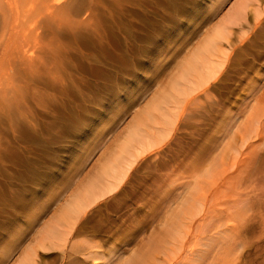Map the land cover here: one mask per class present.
<instances>
[{
  "label": "rangeland",
  "instance_id": "rangeland-1",
  "mask_svg": "<svg viewBox=\"0 0 264 264\" xmlns=\"http://www.w3.org/2000/svg\"><path fill=\"white\" fill-rule=\"evenodd\" d=\"M9 1L25 36H11V25L0 42V264L36 248L137 113L241 0H69L82 13L60 27ZM260 5L258 20L251 9L231 28L223 68L176 111L169 135L81 214L62 247L38 249L36 264H264ZM17 48L34 54L38 73ZM42 125L49 132L30 130Z\"/></svg>",
  "mask_w": 264,
  "mask_h": 264
},
{
  "label": "bare ground",
  "instance_id": "bare-ground-1",
  "mask_svg": "<svg viewBox=\"0 0 264 264\" xmlns=\"http://www.w3.org/2000/svg\"><path fill=\"white\" fill-rule=\"evenodd\" d=\"M27 2L29 9L28 6H24ZM21 3L25 8V14L23 13L25 16L28 14L29 16L30 14L31 16H33V14L35 16L38 13L44 14V16L51 19L49 22H52V24L50 25L55 27H60L59 24L64 23L68 18H72L70 20L72 22L74 20L73 18L80 17L82 13L80 6L72 4L73 2L69 3V0L66 2H62V0H22ZM13 4L14 3L9 0H0V42L7 40L5 39L7 36L6 34H9L7 32L13 27L15 30L12 29L10 32L11 36L16 39H18L20 35L25 36L24 29L22 28L24 23L22 22L20 25L14 24L16 19L19 20L18 14H15V12L13 15L11 14L12 17L10 16V13L15 10L13 9L12 11L11 6H13ZM18 5L20 6V4ZM37 8H40V10L38 11ZM251 9L255 13L256 20H258L261 15L260 0H241L237 8L228 17L226 22H224V25L215 28L209 35H207L203 43L190 55V57L184 60L179 71L170 81L168 88L160 91V93H158L154 99L148 103L145 109L137 113L138 115L135 116L124 139L114 150H112V153L110 152V155L105 159V161L98 166L99 169L96 170L97 172L93 176L91 175L92 177L89 178L84 186L77 191V193L72 195L71 198L61 207V209L55 213L53 219L46 226L44 231H42L36 248L26 250L17 264H36L38 249L48 250L52 247H62L81 214L100 198L114 192L124 181L137 159L144 155L153 146H157L169 135L172 129L170 127L173 126L175 114H177L176 111L180 110L184 103H191L195 99L198 90L208 84L209 80H212L223 68L228 56L226 48H231V28H233V26L241 27L242 23L246 21L248 11ZM36 10L38 12H36ZM22 20H24V18ZM83 22H85V20ZM11 25L13 26L10 29L9 27ZM30 25L32 24L30 23ZM20 28L21 30H19ZM18 30L19 32H17ZM16 32L17 34L14 35ZM25 32L27 33L26 30ZM11 40L12 38L10 41ZM223 41L226 43L224 44L225 47L223 45ZM17 47H19V45ZM17 49V56L19 54L24 61L28 62L24 63L27 65V68L31 69L32 72L34 71L33 73H38L39 69L37 70L36 67L40 64L35 62V59L33 58L34 56H32L34 54L31 53L30 55L29 53L31 51H28V53L24 50L21 52L20 48ZM15 50L16 49H14V51ZM35 58L37 57L35 56ZM42 64L44 67L46 66L45 63ZM6 70L7 69H4V71ZM51 72V70H47L45 75L54 79ZM2 75H0V81L5 77L4 76L1 79ZM2 84L0 83V92L1 88L3 90V87L1 86ZM0 112L2 113V110ZM1 113L0 123L2 121ZM57 119V121H59L60 133H62L65 128L64 116H59ZM254 123L259 124L260 122L256 120ZM36 129L37 128H31L30 130L34 131L36 134L49 132L48 127L44 125H42L39 130ZM193 222L192 218L190 220L189 227H191ZM142 259L143 258L137 257L136 262L134 257H130L125 260V264H137L138 261ZM72 262L73 261H70V263L67 264H73ZM74 263L78 264L77 261Z\"/></svg>",
  "mask_w": 264,
  "mask_h": 264
}]
</instances>
